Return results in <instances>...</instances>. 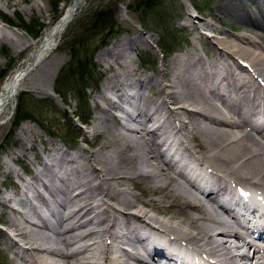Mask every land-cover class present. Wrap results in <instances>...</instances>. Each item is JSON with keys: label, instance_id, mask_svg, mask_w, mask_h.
I'll return each mask as SVG.
<instances>
[{"label": "bare ground", "instance_id": "bare-ground-1", "mask_svg": "<svg viewBox=\"0 0 264 264\" xmlns=\"http://www.w3.org/2000/svg\"><path fill=\"white\" fill-rule=\"evenodd\" d=\"M240 1L222 3L221 10L227 14L234 12L237 19L247 17L254 22L252 12L245 4L239 6ZM257 5L264 15V9ZM70 9L37 43L25 47L32 49L27 61L32 63L31 68L34 64L38 67L55 46L57 37L68 25ZM261 21L259 27L263 29L264 16ZM226 37H213L216 55L212 64L203 61L194 50L170 58L167 68L162 70V79L153 80L158 100L142 97L144 84L152 82L149 77H140L133 85L129 82L130 73H126L125 79L118 82L121 87L116 94H111L113 80L104 83L102 95L108 107L101 105L100 116L92 126L93 132L105 137L98 150H78L76 156H65L58 150L48 152L39 163L40 169L33 170L31 182L21 183L15 195L16 207L10 204V199L0 201L4 210L17 217L6 219L8 228L1 235V247L12 264H159L158 260L164 258L161 248L155 244L146 248L143 240L146 235L164 240L168 247H182L187 253L183 258L186 264L193 263L194 255L203 262L211 257L221 264H264L261 247L264 240L257 238L258 233L260 236L264 233L253 231L258 240L247 239L238 230V220L230 219L229 211L220 212L216 208L218 198L226 193L227 183L264 191V53H261L264 49L242 34L234 39ZM139 38H143L142 34L115 42L101 53L99 61L110 62L106 63L109 67L112 63L124 69L129 67L122 53L134 49ZM62 63L61 60L55 64L49 82L55 79ZM22 71L8 77L0 89V120L13 110L15 98L28 77L22 76ZM110 77L116 78V73ZM178 80L180 83H176ZM203 92L208 96L201 98ZM141 98L140 105L126 107ZM108 103L121 110L122 115L110 111ZM108 110L110 114L106 113ZM132 110L135 112L131 115ZM156 115L161 117L155 119ZM109 116L116 131L101 130ZM199 117L205 119L202 125L197 122ZM29 126L28 122L21 125L19 139L29 131ZM199 145H204V151L196 148ZM163 146H172L191 172H207L204 182L207 192L183 178L164 155ZM65 162L72 165V177L65 178L56 170L55 166ZM133 178L153 184L158 181L161 187H150L148 194H153L152 198L142 200L132 192ZM55 180L60 186L52 189ZM42 188L48 195L40 191ZM27 190L33 192L42 207L32 201L34 198H30ZM227 194L231 199L228 203L239 209L240 202L233 201L235 195ZM182 200L185 202L182 216L159 220L158 214L178 209L177 201ZM236 200L242 201L240 197ZM166 202L168 205L164 206ZM140 203L150 210L141 211L135 205ZM57 206L67 209L64 216L57 214ZM131 206L135 212L125 215ZM242 214L253 218L252 210ZM49 216L58 227L49 223ZM164 260L167 264H179L169 255Z\"/></svg>", "mask_w": 264, "mask_h": 264}, {"label": "rangeland", "instance_id": "rangeland-1", "mask_svg": "<svg viewBox=\"0 0 264 264\" xmlns=\"http://www.w3.org/2000/svg\"><path fill=\"white\" fill-rule=\"evenodd\" d=\"M57 1L0 0V39L2 41L0 45V72H6L0 80V89L5 80L13 73L30 68L32 63L27 61L30 58L29 55L32 49L30 47L26 49L25 47L29 43H37L44 32L51 28L60 16L65 14L73 2V0ZM228 1L205 0V3H202L201 0H158L156 8L160 9L166 6L167 17L173 15L174 8L181 9L176 18L173 16L170 17L167 24L168 30L164 33V37H167L169 40H166L167 43L164 44L169 45V48H166L165 54L163 51H159L158 48L161 42V36H163L161 32H152L148 26L147 29H143L139 25L142 17L151 20L154 12L153 10L138 11L137 4L139 5L140 0H82L66 28L57 37V42L53 49L44 55L38 67H36L37 64H34L31 71L25 75L28 77L24 79V85L22 83V87L15 98L16 103H14L13 110L0 120V201L6 198L10 199L12 206L17 205V197L15 195L19 193L21 183L23 181L31 182L32 174L34 173L33 170L40 169L39 163L47 156L48 152L58 150V153L64 154L65 156H76L78 150H98L99 146L104 142L105 137L104 135L99 136L98 133L93 132L92 126L96 117L100 116V112L102 111L101 105L102 108L105 106L108 107L102 93L104 91V83L109 82V79L110 81L113 80L111 81L113 86L111 94H116L117 89L121 87L120 85L117 86L118 82L125 79L124 75H127L126 73H130L129 79L131 80L129 82L133 85L137 83L138 78L149 77L152 79V82L144 84L145 90L144 88L141 90L142 97L158 100L156 99L159 96L158 88L156 85H153V82L162 79V70L167 68V62L174 56L183 55L187 50H194L203 61L206 60L205 62L212 64V58L216 55V46L213 43L214 38L220 39L227 36V39H234L237 35L240 37L241 34L252 40H256L264 49V28L259 27V23L262 22L261 19L264 15H262L261 11V14L259 13V7H257V4H259L260 9L261 7L264 9V0H241L238 3L239 6L245 4L248 7L250 12H252L254 22L247 17L245 20L237 19L235 18L234 12L227 14L224 10H221L222 3ZM107 10L111 11V16L113 14V19L116 23L115 33L113 34L108 33L110 28L108 23L106 24L107 26L105 25V30L101 29L99 25H104L103 22H96V18L93 17L96 12L101 13ZM208 23L212 26H208ZM230 30L239 31L235 36ZM36 32H38L39 38L35 40L33 35ZM140 34H142L143 38L138 39L140 41L139 44L134 49L129 48L122 53L126 66L129 64L130 68L127 67L124 69V67L115 63H112L109 67L107 64H110V62H105V59L101 62L99 61L101 53L115 42L122 39L129 40L138 38ZM75 53L78 58L84 57L85 54L89 56L93 54L92 63L94 75H91L89 81L84 82L85 86L88 87L84 92V96L89 111L88 116H86L88 117L87 125L85 126H82L74 118L79 111L76 95L68 92L64 102V100L56 95L54 90L59 73L72 60ZM261 53H264V50ZM61 60L63 63L55 73V79L49 82V74L54 71L55 64ZM29 73L30 75H28ZM113 73H116V78L110 77ZM176 83H180V81L178 80ZM62 92H65V89H62ZM24 94H28L36 101L52 102L54 108L40 110L42 114L37 117L35 115L36 119L43 123L46 131L35 122L29 120L21 121L17 127H14L16 107L22 101L21 98L24 97ZM203 96L208 95L203 92V95L200 97L202 98ZM142 101L143 98L135 99L134 104L127 103L126 107L131 108L129 107L130 104L140 105L139 102ZM109 106L110 111L112 110L116 115H122L121 110L117 108L113 109L110 104ZM109 110L105 112L110 114ZM160 117L156 115L155 119H159ZM25 122L30 124L29 131L23 135L22 139H19L17 137L18 130ZM197 122L202 125L205 119L199 117L197 118ZM209 124L212 125L210 122ZM105 129L109 131L117 130L110 116L108 122L101 127V130L105 131ZM21 143H23V147H20ZM193 143L197 145L196 142ZM196 148L204 151V145H199ZM55 167L59 175L65 178L72 177L70 174L72 165L70 163L65 162L60 167ZM132 176L138 177L136 174H132ZM55 181L53 182L54 186L52 189L60 186V182L58 180ZM132 183V192L142 200H147L153 196V194H148L150 187L153 186L155 189L161 187L158 181L153 184L151 181H141L140 179L133 178ZM165 183L163 180V184ZM44 190V188L40 189L44 195H48L46 190ZM26 192L31 199L32 197L34 198L32 199L34 203L42 207L41 202L33 196L32 191L27 190ZM169 202H172V200H169ZM177 202L179 205L178 209L168 210L166 214H158L160 217L159 220L161 218L163 220V217L179 218L178 216H182V209L184 210L182 205L185 202L183 200ZM167 203L164 206H167ZM135 205L137 207L139 206L138 208L141 211L150 210L148 207H144V203ZM4 208L0 204V227L3 228V230L0 228V264H12L11 258L1 247V242L3 241L1 235L6 233V229L8 228L6 219L8 217L17 219V217L9 210H4ZM71 208H73V205ZM134 210H136L134 206H131L125 212V215L135 212ZM151 210H154V208ZM24 211L28 214L27 209L23 208ZM66 211V208L57 206V214H62H58L59 216H64ZM47 218H49L48 221L50 220V224H55L54 226L58 227L59 224L57 225L52 217L49 216ZM124 239L121 238V241ZM224 239L226 240V238Z\"/></svg>", "mask_w": 264, "mask_h": 264}, {"label": "trees", "instance_id": "trees-1", "mask_svg": "<svg viewBox=\"0 0 264 264\" xmlns=\"http://www.w3.org/2000/svg\"><path fill=\"white\" fill-rule=\"evenodd\" d=\"M59 1V0H58ZM57 1V2H58ZM158 0H140L139 5L137 4L138 11H154L153 12V18L149 20L146 17H142L140 20V27L143 29L148 28L154 32L156 31L158 33L161 32L163 36H161V42L159 44V51H163V53L166 54V48H169V45H165L164 43H167L166 40L167 37H164V33L168 30L167 24L169 22V19L171 16L174 18L177 17V14L180 12V8H174V13L171 16L167 17V7L164 6L163 8H156ZM202 3H205V0H201ZM209 1V0H207ZM110 12V13H109ZM95 17V21H102L104 25H99L101 29H106L105 25L109 24V34L115 33V27L116 23L113 19V14L111 16V11L107 10L104 12L95 13L93 15ZM92 17V18H93ZM147 19V20H146ZM107 26V25H106ZM39 37L38 32H36L33 35L34 39H37ZM175 40V39H174ZM172 42V41H171ZM92 55H86L84 57H79L76 55L73 56L72 60L69 61V63L61 70L58 76V81L55 87V93L58 97H60L62 100L65 99L68 92H72L76 95L78 100V107L79 111L77 115L74 117L76 118L81 125L87 124L88 117V105L86 98L84 96L85 90L88 88L85 86L84 82L89 81V78H91V75H94V69H93V63H92ZM5 71L0 72V80L4 77ZM62 89H65V92H62ZM22 101L19 102L18 106L16 107L15 111V123L14 127H17V125L21 121H33L39 126H41L45 131V127L43 126V123L36 119L37 116L42 114V111L40 110H49L51 107L54 108L52 102H45V101H36L33 100L28 94H24V97L21 98ZM65 102V100H64ZM36 115V117H35ZM66 141V140H64Z\"/></svg>", "mask_w": 264, "mask_h": 264}, {"label": "water", "instance_id": "water-1", "mask_svg": "<svg viewBox=\"0 0 264 264\" xmlns=\"http://www.w3.org/2000/svg\"><path fill=\"white\" fill-rule=\"evenodd\" d=\"M78 6H79V0H73L72 6H71V9H70V14L68 16V22L71 20L73 13L76 11ZM31 69H32L31 67L30 68H25L22 71V73H21L22 76H25L29 71H31Z\"/></svg>", "mask_w": 264, "mask_h": 264}]
</instances>
